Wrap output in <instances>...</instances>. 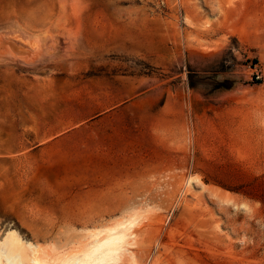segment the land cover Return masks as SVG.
<instances>
[{
    "label": "rangeland",
    "instance_id": "obj_1",
    "mask_svg": "<svg viewBox=\"0 0 264 264\" xmlns=\"http://www.w3.org/2000/svg\"><path fill=\"white\" fill-rule=\"evenodd\" d=\"M130 222L120 264H264V0H0V239Z\"/></svg>",
    "mask_w": 264,
    "mask_h": 264
},
{
    "label": "bare ground",
    "instance_id": "obj_2",
    "mask_svg": "<svg viewBox=\"0 0 264 264\" xmlns=\"http://www.w3.org/2000/svg\"><path fill=\"white\" fill-rule=\"evenodd\" d=\"M15 49L17 54L26 52L17 46ZM12 57H16L21 62L26 61L25 57L15 55ZM188 184H191L190 180ZM132 227L133 223L130 222L128 225H120L107 230L103 237L96 235V240L89 244L79 256L62 257L57 259L55 264H120L125 258L132 261V256L128 251L131 244L127 242L133 236ZM28 248V245L19 238L14 230L6 231L0 239V264H46L41 261L43 258L40 257V253L37 258L27 252ZM131 263L133 264V262Z\"/></svg>",
    "mask_w": 264,
    "mask_h": 264
}]
</instances>
